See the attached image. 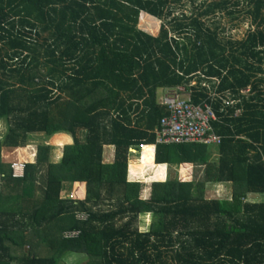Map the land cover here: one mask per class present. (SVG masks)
Returning <instances> with one entry per match:
<instances>
[{
  "label": "trees",
  "instance_id": "1",
  "mask_svg": "<svg viewBox=\"0 0 264 264\" xmlns=\"http://www.w3.org/2000/svg\"><path fill=\"white\" fill-rule=\"evenodd\" d=\"M240 1L168 28L182 0H0V264H264V0H245L255 28L242 40L204 21ZM179 86L213 104L220 144L157 141ZM39 132L74 142L58 162L40 144L15 176L3 148ZM143 145L144 177L129 163ZM165 165L179 174L160 179ZM208 182L232 191L209 197Z\"/></svg>",
  "mask_w": 264,
  "mask_h": 264
},
{
  "label": "rangeland",
  "instance_id": "2",
  "mask_svg": "<svg viewBox=\"0 0 264 264\" xmlns=\"http://www.w3.org/2000/svg\"><path fill=\"white\" fill-rule=\"evenodd\" d=\"M221 0H182L181 3L173 4L172 7H175L173 14L169 19L164 21H168L171 18L175 17H189L193 15L199 14L200 11L208 7L210 4L214 2H220ZM235 1V0H232ZM249 7L245 0H241L238 6L231 5L229 10H235V14H227V10H218L215 15L204 18L206 24L215 29L216 26L219 27L221 38L225 40L238 41L246 38L248 36L249 31H252L255 28V24H253L252 17L247 13ZM150 20V21H149ZM145 22V25L149 26V24L153 23L154 20L149 19ZM159 23V22H158ZM168 28H170L168 22L166 23ZM143 25V24H142ZM152 26H149V28ZM264 27V25L262 26ZM249 90L246 89L245 93L247 94ZM7 131V122L5 120H0V136L4 135ZM30 140L25 147H20L17 149H4L2 150V159L6 164L11 165L13 163H28L35 162L37 159L38 148L40 144L46 143L51 146V161L58 162L62 159L64 153V146L67 144H72L74 140H69L66 144L58 145L55 144L54 136L47 137L45 133H33L30 135ZM82 139L84 140V135L81 134ZM212 155L217 157L218 151L215 146L211 147ZM114 149V148H113ZM107 151V149H106ZM142 153V154H141ZM154 149L152 147H147L146 145L143 147V152L140 150H132V153L129 156V163L134 165L136 168L140 169L142 176L147 175V166L151 164L154 160ZM114 156V154H113ZM105 159V158H104ZM109 161V162H108ZM113 159H105V163H112ZM178 171V165H174L171 169ZM206 167L197 166L195 168L196 178L202 179L205 173ZM147 171V172H146ZM140 173V174H141ZM178 175L179 172H169V175ZM160 178L162 175L159 176ZM1 180V179H0ZM1 183V181H0ZM223 186V185H222ZM73 187L72 183L69 184L67 193L70 197L73 196ZM224 189V187H222ZM207 195L209 197H225V191H221L220 185L218 182H208L206 184ZM220 190V191H219ZM149 218L147 222L141 223V229L145 230L149 226ZM86 259L83 256L79 255H70L66 258V260L62 261L60 264H85Z\"/></svg>",
  "mask_w": 264,
  "mask_h": 264
},
{
  "label": "built area",
  "instance_id": "3",
  "mask_svg": "<svg viewBox=\"0 0 264 264\" xmlns=\"http://www.w3.org/2000/svg\"><path fill=\"white\" fill-rule=\"evenodd\" d=\"M188 94L184 86H179L168 89L163 95L161 103L168 108L169 114L161 120L157 141L220 144L222 138L212 126V122L218 119L213 104L207 101L195 103ZM12 168L15 176H23L25 163H13Z\"/></svg>",
  "mask_w": 264,
  "mask_h": 264
},
{
  "label": "crops",
  "instance_id": "4",
  "mask_svg": "<svg viewBox=\"0 0 264 264\" xmlns=\"http://www.w3.org/2000/svg\"><path fill=\"white\" fill-rule=\"evenodd\" d=\"M188 95H191V93H189ZM191 97H192V95H191ZM72 140H74L73 137H72ZM106 149H107V151H106ZM113 154H114V156H113ZM104 157H105V159H108V160L113 159L115 157V147L113 145H108L105 147ZM170 169H171V167H169L167 165L159 167L157 169V173H160V175H162V177L160 179H166L169 176ZM218 184L220 185L221 191H225V194L230 192V190L232 188L231 183H220V182H218ZM222 187H224V189ZM215 198H217V197H215ZM257 199H259L258 196H257Z\"/></svg>",
  "mask_w": 264,
  "mask_h": 264
},
{
  "label": "clouds",
  "instance_id": "5",
  "mask_svg": "<svg viewBox=\"0 0 264 264\" xmlns=\"http://www.w3.org/2000/svg\"><path fill=\"white\" fill-rule=\"evenodd\" d=\"M144 146H145V145L142 146V149H141L142 152H143V147H144ZM133 150H135V149H133Z\"/></svg>",
  "mask_w": 264,
  "mask_h": 264
}]
</instances>
